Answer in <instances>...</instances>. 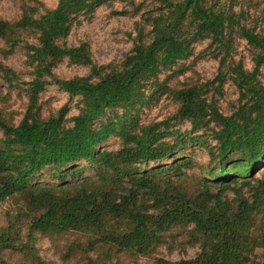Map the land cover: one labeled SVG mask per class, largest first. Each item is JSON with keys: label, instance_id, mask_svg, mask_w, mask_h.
Masks as SVG:
<instances>
[{"label": "trees", "instance_id": "trees-1", "mask_svg": "<svg viewBox=\"0 0 264 264\" xmlns=\"http://www.w3.org/2000/svg\"><path fill=\"white\" fill-rule=\"evenodd\" d=\"M101 1L59 0L42 12L26 5L18 20L0 18V39L10 46L7 51L0 46V56L19 47L28 70L23 76L0 59V78L27 99L18 123L0 107V205L12 199L17 207L8 212L7 225H0V264H53L30 242L37 230L45 235L83 232L90 241L84 264H110L98 253L99 245L142 253L175 222L195 224L203 236L202 251L194 259L157 258L153 264H247L258 247L264 249V235L251 231L264 207V23L252 26L244 12L209 0H163V9L145 17L152 33L149 41L140 27L136 45L122 64H98L86 43L68 46L60 40L67 38L79 13ZM235 37L252 47L253 69L234 59ZM205 40L219 59L214 80L179 88L160 82L162 71L188 58L194 45ZM64 58L89 65L91 74L57 76L54 68ZM228 75L239 98L226 114L207 93L222 91ZM152 83L159 84L155 94L148 92ZM48 84L77 98L79 113L67 119L64 106L43 117L40 95ZM157 92H168L178 109L165 120L141 125L139 112ZM171 120L190 122L194 131L203 132L192 143L208 151V177L193 180L195 187L162 178L160 173L171 168L139 172L137 164L162 160L186 144L179 137L167 139ZM112 137L121 140V147L101 150ZM80 160L97 167L98 178L30 184L31 176L43 168H64ZM257 172L261 177L256 178ZM247 178L256 181L254 196L235 189L234 200L223 198L236 184L251 185ZM23 225L29 226L28 241L21 235ZM9 253L17 256L9 261Z\"/></svg>", "mask_w": 264, "mask_h": 264}, {"label": "rangeland", "instance_id": "rangeland-1", "mask_svg": "<svg viewBox=\"0 0 264 264\" xmlns=\"http://www.w3.org/2000/svg\"><path fill=\"white\" fill-rule=\"evenodd\" d=\"M59 0H0V18L8 21H16L20 18L24 6H37L42 12L45 8H54ZM219 7L229 9L234 7L238 12H244L245 21L252 26H260L264 23V0H209ZM165 6L163 0H103L97 3L93 10H85L79 13L72 21L69 35L60 40L68 46H79L86 43L89 46L91 56L98 64L114 63L120 65L125 57L133 50L137 42L138 29L144 27L146 39H151L150 26L145 17L149 12H158ZM29 41H36L30 38ZM0 46L7 51L9 45L0 39ZM253 49L247 42L235 37L233 56L237 61H243L248 69H253ZM4 64L12 67L17 73L24 74L28 71L25 64L24 51L17 47L9 56H0ZM219 71V59L212 54L210 41H200L194 45L190 56L174 64L171 68L160 73V82H166L169 87H183L189 84H204L215 79ZM22 72V73H21ZM54 73L61 78H73L76 76H89V65L75 63L69 58L61 59ZM23 74V76H24ZM260 80L264 84V68L260 72ZM151 82V81H150ZM159 84L152 83L148 92L155 94ZM21 90H15L0 78V107L7 111L8 118L16 123L20 121L25 112L27 99ZM209 99L217 102L220 110L226 114L231 113L238 104L239 91L232 75H228L223 90L216 92L210 90L207 93ZM40 106L43 117L56 114L62 107H66V118L70 119L79 113L77 98L69 97L68 93L54 84H48L40 95ZM178 105L167 92H157L155 99L143 107L139 112V123L147 126L153 122L165 120L173 116ZM70 123V121L68 122ZM172 135L167 138L170 141L177 137L184 139L186 144L158 161H146L137 164L139 172L155 173L160 169L171 168V171L162 172L161 177L183 180L188 186L197 185L193 180L207 178L205 174L209 162L208 151L199 145L192 143V138L202 135V131H194L190 122L178 123L171 120L169 123ZM204 131V141L209 137ZM3 133L0 130V138ZM212 144L213 141H211ZM122 143L117 137H112L100 147L119 149ZM188 162V164H185ZM99 170L92 163L80 160L64 168L53 166L43 168L31 176L30 184L65 185L76 183L85 179L98 178ZM261 177L260 172L256 178ZM251 180L249 178L246 181ZM251 185L243 188L240 184L223 193V198L234 200L236 190L243 189L246 197H252L255 193L256 181L251 180ZM13 200L0 205V225H7L9 211L17 210ZM255 223L251 226L254 235H264V207L255 216ZM29 226L23 225L21 235L24 241H28ZM202 234L198 233L196 226L191 222H175L161 232L159 240L142 253L106 247V250L98 246V253L110 260V264H153L157 258H165L171 261L181 259H194L202 251ZM38 255L53 264H84L86 259L85 249L90 248V241L85 233L67 231L59 234L45 235L40 231H34V237L30 241ZM17 253H9L7 260L12 261ZM92 255H97L92 253ZM27 263L28 260H25ZM247 264H264V249L258 247L249 258Z\"/></svg>", "mask_w": 264, "mask_h": 264}]
</instances>
